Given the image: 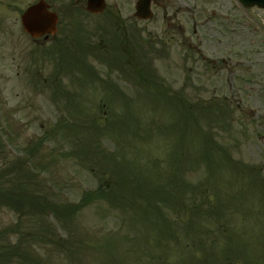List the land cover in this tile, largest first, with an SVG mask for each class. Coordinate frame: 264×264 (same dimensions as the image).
Wrapping results in <instances>:
<instances>
[{
  "label": "rangeland",
  "instance_id": "374dc122",
  "mask_svg": "<svg viewBox=\"0 0 264 264\" xmlns=\"http://www.w3.org/2000/svg\"><path fill=\"white\" fill-rule=\"evenodd\" d=\"M36 1L0 0V179L7 178L0 190L14 186L16 192L13 200L0 199V264H264L263 131L257 137L250 127L240 130L258 104L244 99L237 107L234 101L231 122L202 118L197 106L202 98L211 101L227 75L218 80L211 69L217 46L207 10L201 19L194 1L186 0L170 25L169 9L162 7L165 19L159 14L155 23L136 22L137 33L120 44L114 41L116 7L127 21L134 0H105L107 12L89 17L83 0H47L59 14L57 33L34 43L19 25V12ZM241 32L230 42L236 68L240 52L264 49L245 26ZM53 45L57 59L65 56L61 62L47 54ZM93 149L98 152L88 165L122 164L134 198L129 188L112 206L95 199L79 210L61 207L96 190L94 170L84 168ZM21 160L26 172L16 167ZM155 160L164 174L159 178ZM170 176L184 184L178 197L167 189L149 210L153 228L131 221L130 208L114 211L125 202L140 209L137 184L149 196L152 185ZM43 198L47 209L38 206ZM52 205L64 221L53 216ZM194 209L201 210L196 217Z\"/></svg>",
  "mask_w": 264,
  "mask_h": 264
},
{
  "label": "flooded vegetation",
  "instance_id": "af4514ba",
  "mask_svg": "<svg viewBox=\"0 0 264 264\" xmlns=\"http://www.w3.org/2000/svg\"><path fill=\"white\" fill-rule=\"evenodd\" d=\"M185 1L151 0L150 9L153 17L150 22H157L159 14H162L163 19H165L162 7H168L169 13L167 20L171 25L177 18V15L183 13L182 5ZM193 1L196 6L194 10L195 15L199 18L204 17V11L207 10L208 14L206 15L205 22L207 24L210 22L213 24L211 35L216 40L217 49L215 48L213 64L210 62V65H212L211 69L214 71L218 80H222L221 74L227 72L226 77L221 82L223 86L221 87L219 84V86L214 87L216 93L214 95L215 100L223 103H233L236 101L237 107L241 105L244 99H247L249 102L253 100V104H258V107H256L257 110L249 109V113L253 114V116L241 125L240 130L242 127L246 129L250 127L249 131H253L250 135L259 137L263 131L262 136L264 137V49L258 48L254 53L251 50L248 52L242 51L244 55L240 52L237 56L239 57L240 61L238 63L241 68H236L237 66L232 64L230 59V42H232L233 38L241 39L240 35L243 34L241 30L244 26L246 27L247 35L253 39L252 43L258 40L261 44H264V9L256 7L247 9L237 4L236 0ZM183 6L186 7L185 4ZM173 10H175V13H172ZM171 13L174 16H169ZM19 14L20 25L21 11ZM200 26L204 27V25ZM178 28L183 30L181 25H178ZM193 29H195V25H193ZM40 41L44 40H35L33 42L40 43ZM252 57H255V60H252ZM255 62H258V64ZM255 111H258V114Z\"/></svg>",
  "mask_w": 264,
  "mask_h": 264
},
{
  "label": "trees",
  "instance_id": "16d2710c",
  "mask_svg": "<svg viewBox=\"0 0 264 264\" xmlns=\"http://www.w3.org/2000/svg\"><path fill=\"white\" fill-rule=\"evenodd\" d=\"M109 86H111V84H109ZM157 86L158 85L156 84V87ZM152 87L155 90L154 86H152ZM105 89H107L110 92L114 91L113 87H106ZM112 116H116V114L113 113L111 115V117ZM112 119H113V121H115L114 118H112ZM111 121H112L111 119L109 120L107 118L106 122L108 124H111ZM107 127H111V126L107 125ZM113 147H114L115 151L118 150L117 146L114 145ZM97 152H98L97 149L86 151V154H87L86 157H88V160H87L88 163L86 162L87 164L85 165L84 168L87 170L88 173H92L94 170L93 169L94 165H88V164H91L90 160L95 159L94 154H96ZM71 156H72V153L69 155V158ZM211 156H212V158L211 159L208 158V161L215 163V161H217L218 157L216 155L215 156L211 155ZM96 163L97 162L94 161L93 164H96ZM160 163H161L160 160H155V166H156L155 172H156V176L158 178L164 176V174L162 173V170H161V164ZM121 165L122 164L118 163V164L114 165L112 168H110L109 165H107V167H103V169H101V170L100 169L94 170V172H93L94 179L96 180V182L98 184L96 190L90 191L88 193L87 192L85 193V191H84L82 193L78 203H72L71 204L68 202V203H63L60 206L63 208L66 207L68 209L70 208L73 210H75V209L79 210L82 207H86L90 203V201H93L95 199H100V200L104 201L106 203V205L112 206V204H114L112 201L114 199H116L117 196H119L123 190L130 188L129 192L133 195L132 188H133L134 182L131 178H127L125 176L126 172L122 173L120 171ZM17 168L21 169L20 167H17ZM178 171L176 173V176H178ZM6 173L9 174L10 173L9 170ZM246 173L249 174L250 171L247 170ZM27 174H28V172L25 175H27ZM107 175L109 177H107L105 179L104 176H107ZM183 182L184 181H181V180L179 182H177L176 179H173L170 176V178L169 179L166 178L163 183L157 182L155 185H152V187H151L152 194L149 196H146L145 194H143L147 190L143 186L141 187L137 184V188H138L139 192H142V193L138 194L140 209H139L138 204H136V203H133L132 205H130L128 207H123V206L128 204L125 202V203H122L120 205H117L116 207L113 206L115 208L114 211H116V212L119 211V212L123 213L126 210V208H130V220L131 221L138 222V220H139V222L141 224L148 226L150 228H153V226L151 225L152 212H149V210H152L154 203H155V205L159 204L158 201L162 199V195L167 191V189L168 190L170 189V191L173 194H175L176 197H178L180 194V189H181L180 185ZM184 187H186V185H184ZM15 194H16V192H15L14 186L12 189H6V191H4V192L0 191V197L2 200H4V199H9V200L12 199L13 200L12 197H15ZM133 198H134V195H133ZM135 198H136V195H135ZM27 199H29V198H27ZM46 202L47 201H44V198H43V200L39 201L38 206H42L44 209H47L48 205ZM73 204H76V205H73ZM176 204L177 203H175V202L171 203L173 211H177L176 206H175ZM134 206H136V210L132 209ZM181 206H182V208L185 206V208L193 210L192 206L188 205V203H184ZM51 208L53 209V216L55 218H58V219L62 218L63 221L65 220L66 216L64 214H62L61 212H59L58 206L52 205ZM195 208H197V207L195 206ZM200 211L201 210L194 209V217L198 216ZM188 213H192V211H189ZM212 213L213 212L209 213L210 216L212 215ZM123 215H125V214H123ZM161 222L165 223V221H162V220H161ZM188 224H190V222ZM188 224H187V226H188ZM61 226H62V224H61ZM190 226H191V224H190Z\"/></svg>",
  "mask_w": 264,
  "mask_h": 264
},
{
  "label": "water",
  "instance_id": "95a60500",
  "mask_svg": "<svg viewBox=\"0 0 264 264\" xmlns=\"http://www.w3.org/2000/svg\"><path fill=\"white\" fill-rule=\"evenodd\" d=\"M244 5L264 6V0H240ZM103 0H87L86 11L93 14H100L104 9ZM139 19H148L149 0H138L136 14ZM22 26L26 33L33 38L44 34H53L55 32L56 16L48 11V6L44 2L29 7L22 15Z\"/></svg>",
  "mask_w": 264,
  "mask_h": 264
}]
</instances>
